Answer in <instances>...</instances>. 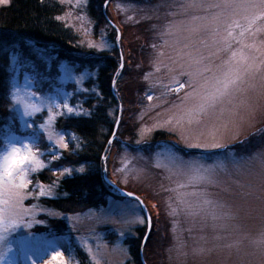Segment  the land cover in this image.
Returning <instances> with one entry per match:
<instances>
[{"label": "rangeland", "instance_id": "1", "mask_svg": "<svg viewBox=\"0 0 264 264\" xmlns=\"http://www.w3.org/2000/svg\"><path fill=\"white\" fill-rule=\"evenodd\" d=\"M58 1L65 5L66 10L61 19L74 27L86 46L108 52L116 47L122 55L123 67L125 58L128 60L134 56L132 48L136 47L131 45L134 38L131 31L123 42L120 41V29H117L116 38H112L113 31L108 25L96 32L85 11L87 0ZM183 2L184 0H164L160 5L157 1L155 5L145 7L128 1L108 0L104 5L103 11L111 23L119 15L123 16L127 24L135 22L148 16L147 12L151 9L152 15L166 14V20L164 27L157 29L156 39L147 48H150L151 53L143 79L137 80L144 85L138 96L136 97V90L133 89L135 82L132 83L125 74L122 79L126 83L125 89L128 88L121 98L116 81L112 85L118 105L115 107L117 113L112 135L114 137L110 139L102 158L103 178L115 193H120L117 188L126 190L125 187L142 185L147 190L145 200L135 194L145 203L150 217L151 213L155 217L159 215L161 205L160 208L170 223L172 241L167 249L170 264H260L259 258L252 255L255 251L252 241L259 239L261 233H264V204L255 195L242 197L241 189L236 183L259 186V170L251 174L220 172L217 177L219 184L206 186L211 198L234 204L240 209L237 218L227 222L230 225L227 231L214 229L211 220L205 224L199 217L184 214L177 192L171 191L177 189V182L183 178L171 175L169 170L174 169L177 157L182 158L185 163L192 162L196 166L209 168L230 164L233 159L249 156L255 151H264L262 145L248 155L238 151L234 145L264 129V97L258 95L257 91H249L247 98L249 103L256 106L255 115L242 124L238 134L233 131L225 132L221 126L227 123L228 113L222 114L221 110L233 105L217 104L215 108L197 114L195 108L198 101L194 98L186 99L192 92V87L188 83L189 77L185 75L207 67L210 71H204L202 76L195 77L194 83L213 76L221 77L230 67L228 62L232 61V65H235L241 52L264 59V21H257L251 30L246 31L247 20L244 17L251 15V12L241 9L233 13L228 10L219 20L214 21L211 17L219 9H190L184 12L180 8ZM4 3L0 0V5ZM162 4L166 6L161 7ZM23 42L28 46V51L18 42L9 55L5 89L8 102L4 106V116L0 122V159L10 151L11 146L20 147L25 152L28 151L26 146H30L37 163L26 166L27 171L23 175L25 182L30 183L21 190L23 199L19 205L7 194L4 196L7 203L0 204V208L5 209L6 224L18 219L17 227L0 230L4 236L0 241V252L13 261V264H80L76 253L77 247H80L91 264H136L129 239H136L148 223L147 220L143 224L128 223L138 216L144 218L147 215L142 204H137V199L109 196L105 205L75 213H65L43 203L44 198L57 196L58 183L44 182L38 178V174L52 167L54 160L63 157V153L75 150L79 142L71 130L59 126L58 119L69 117L63 115L67 111L65 105L84 113L83 115L89 113L82 101H74L73 97L75 93L97 91L94 84L91 87L87 83L90 78H95L96 73L88 68L79 70L77 64L62 59L56 65L57 73L49 74L55 59L52 49L38 45L30 38H23ZM252 45L255 47H250ZM13 53L17 55L15 62L11 59ZM122 53L128 56L125 57ZM233 53H236L235 58ZM38 58L45 62L46 69H40ZM131 60L126 62L132 68ZM122 71L119 72V79ZM258 82L259 77L256 81H250ZM179 84L184 87L176 91ZM17 90L20 102L14 103L12 94ZM149 95L152 99H148ZM140 98L144 105L135 110L133 105ZM242 98L238 94L234 103ZM189 119L192 120L191 123L188 122ZM127 129L133 132V139L127 137L118 141V133H125ZM157 130L170 133L175 145L187 151L194 150V153H182L173 142L159 140L149 149L153 133ZM213 136L216 142L225 147H213ZM197 143L201 147L189 146ZM81 167L86 171L89 164H60L54 171L57 176L62 177L70 175L66 169H72L71 173H79ZM16 179L19 181V176ZM173 209H177L175 215L172 214ZM16 213L19 215H15ZM59 219L65 222V229L62 231L55 225ZM150 223L152 225V217ZM149 231L145 235L146 239ZM217 237L220 239H216ZM237 241L240 242L238 250L225 247ZM181 244V252L187 255L178 257L176 249ZM199 247L212 248L213 251L205 258L194 256L193 249ZM9 248L11 251H8ZM141 251H144L143 245ZM57 252L62 253V256L53 259ZM143 262L146 264L144 257Z\"/></svg>", "mask_w": 264, "mask_h": 264}, {"label": "trees", "instance_id": "2", "mask_svg": "<svg viewBox=\"0 0 264 264\" xmlns=\"http://www.w3.org/2000/svg\"><path fill=\"white\" fill-rule=\"evenodd\" d=\"M108 0H87L85 11L94 24V31L100 32L106 25L113 31L112 38L118 37L117 29L121 31L120 41H124L128 32L134 34L131 42L134 56L126 60L121 68L122 55L115 47L113 51H97L88 47L82 42L80 34L73 26L67 25L61 16L65 13V5L58 0H8L0 5V122L4 116V106L8 99L5 96V89L8 76L9 55L15 50V44L20 43L21 47L28 51V46L23 42V38H30L36 44L50 47L55 55L54 64L49 74L57 73L56 65L62 59L77 64L78 69L88 68L95 71V78H90L89 84H94L97 91L88 93H75L73 100H81L82 105L92 113V115H79L66 118H59L58 123L61 128L71 130L78 139V147L73 151L63 153V157L54 160L52 167L44 169L38 174V178L44 182L57 181V196L43 199V203L62 212L75 213L90 207L103 206L107 203L109 196L123 198L120 193L111 190L110 184L105 181L102 173V158L105 149L113 135L115 117L117 113L118 100L113 92L112 85L116 81V88L120 98L124 95L125 81L122 77L135 82L133 89L136 90V97L143 89L144 85L137 80L143 79V73L147 71L149 52L148 46L156 39L157 29L165 25L166 14H151L135 22L128 23L119 15L109 22L103 11ZM115 1V0H113ZM133 2L146 6H153L155 2L162 3L164 0H118ZM119 31V32H120ZM37 59V57H36ZM132 59V60H131ZM132 64V68L128 62ZM128 61V62H126ZM38 64L45 67V62L38 58ZM47 68V67H46ZM44 68V69H46ZM123 70V71H122ZM51 71V72H50ZM123 74L119 79V72ZM133 105V104H132ZM144 103L140 98L133 105L135 110L142 107ZM122 131V130H121ZM133 132L129 129L124 133H118V141L127 137L133 139ZM131 136H127V135ZM171 134L166 131L157 130L153 133L152 149L159 141L173 142ZM117 143V142H115ZM244 143L246 145H244ZM175 145V143H174ZM238 151L243 154H250L255 149L264 145V134H251L243 141L235 144ZM182 153H194V150L187 151L183 147L175 145ZM60 164L81 165L89 164V168L84 172H73L62 177L57 176L56 170ZM129 192H134L144 198L146 189L142 185L136 187H125ZM149 198V197H148ZM157 202V200H156ZM159 206V215L155 217L151 213L152 225L150 234L146 241L145 235L148 231V223L141 229L140 235L130 238V247L136 264H170L167 249L172 241L170 234V223ZM65 222L58 220L56 227L59 231L65 229ZM144 241V243H143ZM144 246L143 254L141 247ZM80 264H91L86 253L80 248L76 249Z\"/></svg>", "mask_w": 264, "mask_h": 264}, {"label": "snow or ice", "instance_id": "3", "mask_svg": "<svg viewBox=\"0 0 264 264\" xmlns=\"http://www.w3.org/2000/svg\"><path fill=\"white\" fill-rule=\"evenodd\" d=\"M7 2V0H3ZM166 5L162 4L161 7ZM182 11L187 12L190 9H219L220 11L213 14L211 19L216 21L219 20L220 16L231 10L233 13L238 10H244L251 12V15L245 16L247 20V26L245 30H251V27L256 24L257 21H264V0H184L180 5ZM201 19H207V17H201ZM237 26H239L237 24ZM231 35V34H230ZM2 43V42H0ZM167 43V42H165ZM155 47V45H153ZM250 47H255L254 45ZM259 51V49H257ZM161 55H163L161 53ZM236 57V53H233V58ZM11 59L13 62L17 60V55L12 54ZM230 67L227 71L223 72L221 77L213 76L211 79L205 78L202 82L194 83L193 80L197 76H202L204 71H210L207 67L197 72L185 73L189 77V86L192 87V92L189 93L187 98H194L198 101L195 111L197 114L203 113L216 107L217 104H231V108H224L221 113H228L227 123L221 127L225 132L233 131L238 134V129L246 120L253 118L256 112V106L249 103L248 93L249 91H257L258 95L264 97V59H258L255 56H249L243 52L240 54V58L236 60L235 65H232V61L228 62ZM122 68L123 65L121 64ZM259 77L258 83H250V81H256ZM183 84H179L176 91L183 88ZM19 90L12 94V100L14 103H19ZM241 95L243 98L236 101L237 95ZM148 99H152L149 95ZM67 111L63 113L65 116H79L84 113L77 111L73 107L65 105ZM27 108V105H25ZM87 115H92L91 112ZM192 122L191 119L188 121ZM171 123V121H168ZM258 134H264V129L259 130ZM213 147L223 148L225 145L216 142L215 136H213ZM190 147H201L200 144H191ZM28 151H22L20 147L11 146L10 151L3 155L0 159V204H5L7 201L4 199L5 194L10 199L15 201L16 205H19L23 199L21 190L27 187L25 182L24 173H26L27 165L37 163L35 155L32 153L30 146ZM67 147V144L64 145ZM178 161V163H176ZM174 161V169H170L171 175L182 177L181 181L177 182V189H171V191L177 192V199L181 205H183L182 211L185 215L192 217H199L205 224L211 220L213 221V228L227 231L230 225L227 223L230 220L236 219L240 209L234 204H229L226 201L213 199L207 192L208 185H218L219 180L217 179L220 172L231 174L233 171L236 174H251L257 169L258 174L261 176V183L259 186L254 187L253 185H243L237 183V186L241 189V196L248 197L255 195V198L264 204V151H255L249 156H240L237 159H233L230 164H221L219 166H212L205 168L203 166H196L192 162L185 163L182 158L177 157ZM71 174L72 169H66ZM81 173L85 172V169L81 167L79 169ZM19 176V181L16 177ZM184 189L185 191H179ZM188 189H192L188 191ZM228 191V189H224ZM132 195V193H128ZM137 204H142L137 198ZM264 210V209H262ZM4 208H0V230L8 228H15L18 226V219H13L9 223H5ZM177 209L172 210V214L175 215ZM15 215H19L16 213ZM150 222L151 217L145 216L144 218L136 217L134 220L128 221V223H145ZM222 222V223H216ZM123 235V233H121ZM4 239L2 231H0V241ZM216 239H220L217 237ZM239 241L232 244L225 245L228 248L239 249ZM255 251L252 253L253 256L258 257L260 264H264V233H261L259 239L252 241ZM181 244L177 249V256L187 255L182 253ZM8 251H11L9 248ZM213 249L207 247H199L193 249V255L201 258H205L211 255ZM62 256V253L57 252L53 259ZM0 264H13V261L8 260L3 252H0ZM35 264V262H33Z\"/></svg>", "mask_w": 264, "mask_h": 264}, {"label": "water", "instance_id": "4", "mask_svg": "<svg viewBox=\"0 0 264 264\" xmlns=\"http://www.w3.org/2000/svg\"><path fill=\"white\" fill-rule=\"evenodd\" d=\"M113 137H114V136H113ZM113 137H111V140L113 139ZM113 185H115V184H113ZM115 186H116V188H117V185H115ZM117 189L120 191V193H121L122 195L129 196V197H132V198H135V199L138 198V200L142 202L143 209H144L145 212L147 213L145 203L143 202V200H142L141 198H139V197H138L136 194H134V193H132V195L130 196V195H128V193H130V192H127V191H125V190H123V189H121V188H117ZM147 216H149L148 213H147ZM150 224H151V223L148 222V231H149V229H150ZM145 239H146V238H145ZM145 239H144V241H145ZM144 241H143V243H144ZM141 253L143 254V251H141Z\"/></svg>", "mask_w": 264, "mask_h": 264}]
</instances>
